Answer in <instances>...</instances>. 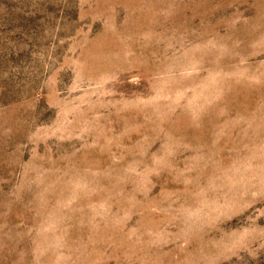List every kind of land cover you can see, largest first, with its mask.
<instances>
[{
    "label": "rangeland",
    "instance_id": "rangeland-1",
    "mask_svg": "<svg viewBox=\"0 0 264 264\" xmlns=\"http://www.w3.org/2000/svg\"><path fill=\"white\" fill-rule=\"evenodd\" d=\"M0 264H264V0H0Z\"/></svg>",
    "mask_w": 264,
    "mask_h": 264
}]
</instances>
